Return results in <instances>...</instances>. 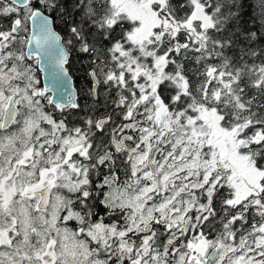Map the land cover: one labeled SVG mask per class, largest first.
Instances as JSON below:
<instances>
[{
	"label": "snow or ice",
	"instance_id": "snow-or-ice-1",
	"mask_svg": "<svg viewBox=\"0 0 264 264\" xmlns=\"http://www.w3.org/2000/svg\"><path fill=\"white\" fill-rule=\"evenodd\" d=\"M0 264H264V0H0Z\"/></svg>",
	"mask_w": 264,
	"mask_h": 264
},
{
	"label": "water",
	"instance_id": "water-1",
	"mask_svg": "<svg viewBox=\"0 0 264 264\" xmlns=\"http://www.w3.org/2000/svg\"><path fill=\"white\" fill-rule=\"evenodd\" d=\"M40 78H41V80L43 82V80H44L43 74H41Z\"/></svg>",
	"mask_w": 264,
	"mask_h": 264
},
{
	"label": "trees",
	"instance_id": "trees-1",
	"mask_svg": "<svg viewBox=\"0 0 264 264\" xmlns=\"http://www.w3.org/2000/svg\"><path fill=\"white\" fill-rule=\"evenodd\" d=\"M78 75V74H77ZM79 83H82V81H80Z\"/></svg>",
	"mask_w": 264,
	"mask_h": 264
}]
</instances>
